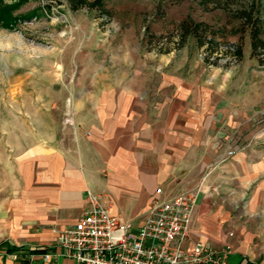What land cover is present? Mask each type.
Listing matches in <instances>:
<instances>
[{"label": "crops", "instance_id": "1", "mask_svg": "<svg viewBox=\"0 0 264 264\" xmlns=\"http://www.w3.org/2000/svg\"><path fill=\"white\" fill-rule=\"evenodd\" d=\"M175 58L139 54L129 73L101 72L70 88L68 136L25 148L0 192V264H75L29 250L55 243L87 207L88 193L137 225L154 196L194 190L182 245L231 244V264H263L252 242L258 232L240 225L252 217L241 211L248 192V210L264 201V130H249L259 118L243 95L194 70L195 58L191 69ZM229 146L236 153L223 159Z\"/></svg>", "mask_w": 264, "mask_h": 264}, {"label": "rangeland", "instance_id": "2", "mask_svg": "<svg viewBox=\"0 0 264 264\" xmlns=\"http://www.w3.org/2000/svg\"><path fill=\"white\" fill-rule=\"evenodd\" d=\"M105 1L109 19L87 7L72 9L67 0H3L1 5H12L17 19L13 28L0 26V192L11 182L15 161L25 148L38 140L68 136L71 87L90 83L101 72L110 77L129 73L139 54L176 56L188 69L195 58L194 70L210 73L218 84L243 95L244 104L252 108L250 116L257 118L253 113L264 110V66L250 57L247 32L242 33L239 62L227 63L222 57L217 66L209 65L204 47H198L193 36L175 47L176 27L186 16L223 28L224 43L237 41L241 33L233 29L238 22L226 11L193 0ZM250 125V132L259 133L264 119ZM250 193L241 211L252 217L240 225L258 232L252 242L264 264V201L248 210ZM259 195L264 199V192Z\"/></svg>", "mask_w": 264, "mask_h": 264}, {"label": "built area", "instance_id": "3", "mask_svg": "<svg viewBox=\"0 0 264 264\" xmlns=\"http://www.w3.org/2000/svg\"><path fill=\"white\" fill-rule=\"evenodd\" d=\"M254 115L262 122L264 110ZM235 153L236 148L229 146L223 159ZM155 192L161 194V188ZM198 194L199 190L183 191L162 200L154 196L136 225L110 212L101 202L102 194L88 193L87 207L73 224L58 231L55 243L44 247L42 258L70 257L75 264H231V244L182 245Z\"/></svg>", "mask_w": 264, "mask_h": 264}, {"label": "trees", "instance_id": "4", "mask_svg": "<svg viewBox=\"0 0 264 264\" xmlns=\"http://www.w3.org/2000/svg\"><path fill=\"white\" fill-rule=\"evenodd\" d=\"M181 1V0H172ZM201 7L207 8L212 4L214 8L226 11L238 24L233 29V33H241L240 38L234 43L220 40L223 38V28H213L204 23L197 22L186 16L176 27V48L184 46L189 36H193L197 46L204 47V60L212 66H217L222 57H227L230 62H239L243 57L242 33H248L250 42V57L256 59L257 63L264 66V0H193ZM0 0V26L13 28V21L16 16H12V5H1ZM72 9L87 7L95 10L98 17L109 19L111 12L106 6L105 0H67ZM220 54V55H219ZM14 247L7 250L13 251ZM44 246L34 247L29 252H43Z\"/></svg>", "mask_w": 264, "mask_h": 264}]
</instances>
